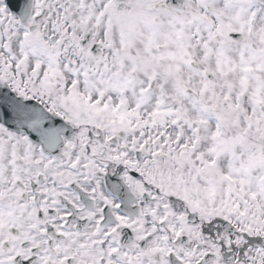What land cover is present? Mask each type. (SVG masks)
Wrapping results in <instances>:
<instances>
[{
  "label": "snow or ice",
  "instance_id": "1",
  "mask_svg": "<svg viewBox=\"0 0 264 264\" xmlns=\"http://www.w3.org/2000/svg\"><path fill=\"white\" fill-rule=\"evenodd\" d=\"M0 264H264V0H0Z\"/></svg>",
  "mask_w": 264,
  "mask_h": 264
}]
</instances>
